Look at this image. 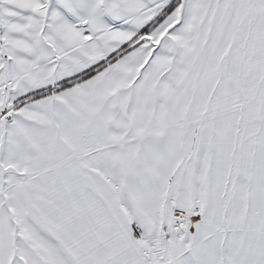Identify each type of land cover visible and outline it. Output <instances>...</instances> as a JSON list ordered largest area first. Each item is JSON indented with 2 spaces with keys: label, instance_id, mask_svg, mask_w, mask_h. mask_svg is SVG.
Wrapping results in <instances>:
<instances>
[{
  "label": "crops",
  "instance_id": "crops-1",
  "mask_svg": "<svg viewBox=\"0 0 264 264\" xmlns=\"http://www.w3.org/2000/svg\"><path fill=\"white\" fill-rule=\"evenodd\" d=\"M43 1L55 6L41 11ZM0 9L2 264L31 263L19 249L38 253L10 232L2 197L13 189L46 226L30 231L55 264L174 263L149 243L167 232L163 210L182 205L197 211L179 228L194 264H221L223 251L226 264H245L249 237L264 233V174L250 175L264 169V0H0ZM178 163L183 176L201 163L213 178L197 201Z\"/></svg>",
  "mask_w": 264,
  "mask_h": 264
},
{
  "label": "rangeland",
  "instance_id": "rangeland-1",
  "mask_svg": "<svg viewBox=\"0 0 264 264\" xmlns=\"http://www.w3.org/2000/svg\"><path fill=\"white\" fill-rule=\"evenodd\" d=\"M54 6H55V3H52V2H45L44 5H42L41 3V7H42L41 11L43 10L45 11V9H48ZM0 21H1V9H0ZM0 46L3 47L1 29H0ZM2 59H3V71H4V84L6 87L5 89L7 90L8 89V79H7V73H6L7 56L5 54H2ZM239 73L243 74V77L241 76L242 86H243L245 83V79H246L245 72H244V65L241 66ZM212 87L213 85H211V88ZM56 89L57 88H50V89L40 92L37 95H44L47 93H51ZM242 94L245 95L243 92ZM248 149L251 151L250 152L251 154H249L250 158L258 159L261 157V153L260 151L257 150L256 147L248 148ZM196 167H197V171H194L193 174L183 173L184 176L182 175V163H178L177 168L175 170V173H178L179 179H183L184 193L187 197V200L190 202L197 201V199H199L200 196L202 195L203 189L209 186L211 183H213V178L210 176L208 172H206L202 168L203 166L201 163H199V165ZM173 173L174 172H172V174L167 173L166 175L168 176L174 175ZM262 174H264V169H262L261 171H253L250 175L256 176V175H262ZM155 175L158 178L159 189L163 188L164 184L162 180L160 179V176L162 175V173L155 172ZM13 178H15V176ZM161 191L163 193V198L165 199L167 203L170 202L172 199H174L173 191L172 189L168 188V186H166V189H162ZM2 203H3L2 207L5 209L3 211L9 215V219L11 220L12 231L10 232L12 234L13 232H15V236L13 238L17 240V244H19L20 247H23V244H25L26 240L28 241L31 240L32 243H34L35 250L38 251V253L36 252L29 253L26 250L27 251L26 253H22L21 249H19L18 255L20 256L25 255L26 257H29V261L31 263L32 262L35 263L41 256L40 258L44 259L45 264H55V262L53 260L51 261V259L48 256L50 254L49 252L53 251L49 249V242L40 241L30 231L31 229L35 227L30 223H37L42 227L41 229L43 230L45 229L46 231L47 229H46V226H43L39 222L38 218L33 215L31 208L26 205L27 203L26 200L24 198H21V196L19 195L16 189H13V190H9L7 195L3 193ZM177 207L172 208V210L170 211L168 207H166V210L168 209V212H166L165 209L163 210L161 215L164 218L163 223L166 224L165 227L163 226V231L164 232L167 231L169 233L166 232L164 235H162L161 240H159L157 243H152V244L149 243V247H154V249H158V250H160V247L162 248L161 250H163V252H160L158 254V260H160L161 262L170 260V257H175L176 258L174 259L175 262L171 264H177V259H179V257L177 256L181 255L184 258L183 264H186V263L194 264L193 255H192V246H191L192 243L189 241L190 238L188 240L185 236H183L181 231H179V228L181 227L182 224L185 223V219L187 217L189 218L198 217L197 211L193 215H190L187 212V209H189L187 207L189 206L182 205V207L180 206H177ZM177 210H182L184 214L180 215ZM167 214H170V217L167 216ZM183 227L184 229L189 228V227H186L185 225H183ZM24 231H26L27 233L25 236H22V233ZM17 234H19L20 236H17ZM49 234L51 233L49 232ZM2 240L3 238L0 237V250H1V246L4 244ZM248 242L249 244L247 246V258H246L247 262L245 264H264V233H255L251 235V237H249ZM177 245L178 246L183 245V246H179V248L176 249V250H179V249L182 250L183 253L178 252L175 249H173V247ZM172 249L176 252L175 254L169 253L172 251ZM5 255L6 254H4L3 252H0V264L4 262ZM31 263L28 262V264H31ZM164 264H168V263H164ZM221 264H226V262L224 261V251L221 257Z\"/></svg>",
  "mask_w": 264,
  "mask_h": 264
},
{
  "label": "built area",
  "instance_id": "built-area-1",
  "mask_svg": "<svg viewBox=\"0 0 264 264\" xmlns=\"http://www.w3.org/2000/svg\"><path fill=\"white\" fill-rule=\"evenodd\" d=\"M180 215H183L184 212L182 210H177Z\"/></svg>",
  "mask_w": 264,
  "mask_h": 264
}]
</instances>
